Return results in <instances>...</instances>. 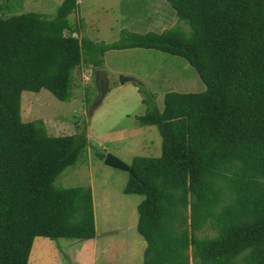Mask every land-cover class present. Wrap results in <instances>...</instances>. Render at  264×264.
I'll return each mask as SVG.
<instances>
[{
    "label": "trees",
    "instance_id": "obj_1",
    "mask_svg": "<svg viewBox=\"0 0 264 264\" xmlns=\"http://www.w3.org/2000/svg\"><path fill=\"white\" fill-rule=\"evenodd\" d=\"M167 1L189 35L176 24L94 41L73 34L77 0H61L54 15L0 13V264H29L36 235L96 232L91 186L54 184L85 155V131L51 134L42 119L23 120L21 92L69 100L75 66L100 67L106 50L130 47L181 55L205 84L166 91L162 108L140 85L148 106L137 121L156 125L162 141L159 155L132 156L123 187L142 195L143 264H190V246L194 264H264V0ZM204 227L213 233L199 236Z\"/></svg>",
    "mask_w": 264,
    "mask_h": 264
},
{
    "label": "rangeland",
    "instance_id": "obj_2",
    "mask_svg": "<svg viewBox=\"0 0 264 264\" xmlns=\"http://www.w3.org/2000/svg\"><path fill=\"white\" fill-rule=\"evenodd\" d=\"M30 2L31 4L25 5L24 0H0V13L14 12L18 11L16 8H22L20 12L35 10L54 15L60 3L58 0ZM67 17L73 26L77 25L79 28L80 33L75 31L73 34L85 35L94 41L115 40L121 34L122 28L141 32L142 29L162 31L177 24L185 35L192 32L186 21L177 19L175 9L167 0H81ZM103 66L109 78H113L107 91L103 82L101 89L95 83L97 67L82 61L73 69L69 100L57 98L47 88L39 91L23 90L20 114L23 120L42 119L51 134H66L77 130H84L88 134L86 135L91 144L87 146L83 158L80 157L74 164L66 166L56 176L54 184L58 187L93 186L96 201L95 233L100 229L101 220V228L106 230L103 234H111V239L103 245L105 248H98L101 251V256L97 257L98 264H127L126 261H130L129 264H141V240L145 239L136 228L135 203L137 197L141 199L142 195L123 191L130 172L108 166L104 157L99 156L101 161L98 157H92L95 155L93 145L98 150H104H99L104 154L113 152L127 164L135 154L159 155L162 141L156 125L140 127L136 121L137 115L143 113L148 106L141 98L145 96V91L140 85L143 84L154 94L155 102L161 107L166 91H199L205 88V84L185 57L156 48L130 47L105 51L100 68ZM121 73H126L132 79L120 85L118 76ZM86 74L88 79L85 78ZM125 127L134 130L139 128L138 133L132 137V143L128 138L107 137L108 132ZM101 144L105 145L104 149ZM94 176L95 180L90 184ZM123 196L130 198V201H124ZM196 233L203 236L212 234L213 230L204 227ZM85 241L82 238L69 237L51 241L43 237L34 238L28 263L88 264L91 258L87 256L89 247ZM188 253L190 264H194L191 246Z\"/></svg>",
    "mask_w": 264,
    "mask_h": 264
},
{
    "label": "crops",
    "instance_id": "obj_3",
    "mask_svg": "<svg viewBox=\"0 0 264 264\" xmlns=\"http://www.w3.org/2000/svg\"><path fill=\"white\" fill-rule=\"evenodd\" d=\"M59 2H61V0H58ZM24 2H25V5L26 4H31V2H30V0H24ZM79 3H81V0H77V5L76 6H78L79 5ZM18 11H16V12H20V10H22V8H16ZM75 9V8H74ZM28 11V10H27ZM35 11V10H34ZM70 14V13H69ZM143 31L142 32H145V31H147L148 29H142ZM135 31V30H134ZM77 33L79 32V30L78 31H76ZM138 32H141V31H138ZM80 33V32H79ZM81 35V34H80ZM108 50H111V49H108ZM108 50H106V52L108 51ZM89 64H91V63H89ZM105 68V66H103V69ZM105 70V74L104 75H101V82H103V81H105L106 83H105V85L107 86L105 89H106V91H107V88H109V86H111L112 85V83H113V79L112 78H109V76H108V73H107V70L106 69H104ZM122 74H126V73H122ZM110 80H112L111 81V83H110ZM129 81V80H128ZM126 82V81H125ZM121 84L120 85H123V82H120ZM105 91V92H106ZM32 93H34V92H32ZM142 98V97H141ZM160 107V106H159ZM163 107V105L160 107V108H162ZM136 121H137V119H136ZM138 122V121H137ZM142 125H140V127H141ZM138 131H139V128H137L136 130H134V129H132V128H130V127H125V128H122V129H118V130H114L113 132H108V135H107V137H109L110 139H113V138H116V139H122V138H128L129 139V142H133V140H132V137H133V135L134 134H136V133H138ZM70 133V132H69ZM72 133V132H71ZM87 134V133H86ZM88 135V134H87ZM89 144H91V143H89ZM93 147H94V149H95V151H94V156H92V157H98V158H100L99 157V155H98V152H101V151H104V150H101V149H99V150H101V151H99L98 149H96L95 148V145H93ZM101 148H105V145L104 144H101ZM89 153H90V151H88ZM111 152V151H110ZM111 153H113V152H111ZM114 154V153H113ZM89 155V154H88ZM99 161H101V158L99 159ZM108 165V164H107ZM108 166H110V165H108ZM110 167H114V166H110ZM117 168V167H116ZM117 169H120V168H117ZM95 180V176L93 177V179L91 178V180H90V184H92V181H94ZM125 184V183H124ZM123 187H124V185H123ZM122 188V187H121ZM91 191H92V198H93V208H94V219H95V221H96V214H95V207H96V201H95V194H94V191H93V186L91 185ZM126 193V192H125ZM126 195H128V194H126ZM124 197V201H130V198L128 199L126 196H123ZM142 198V197H141ZM141 199L139 198V196L137 197V200H136V202L138 203L139 201H140ZM137 203H135L136 204V209H137ZM126 206V205H125ZM127 207V206H126ZM123 208H125L124 207V205H123ZM128 209V208H127ZM126 209V210H127ZM133 209V212H134V207L132 208ZM126 217V216H125ZM137 219H138V212H137V217H136V222H135V224L137 223ZM97 230H98V228H97ZM104 231H106V230H104L103 228H101V220H100V229L98 230V232H97V234L95 233V236L94 237H92V238H88V239H84V240H86L85 242H86V246L87 247H89V251L87 252V256L88 257H90L91 259H89L88 260V264H98L97 263V260H98V255H100V252L101 251H99L98 250V248H105V246H103L104 244H106V241L108 240V239H111V234L110 233H105V234H103V232ZM37 237H43V238H45V239H48V241H51V239L49 238V237H47V236H43V235H36L34 238L36 239ZM33 241H34V239H33ZM146 241V240H145ZM145 241H142L141 240V244L143 243V245L141 246V251L143 252V255H144V249H145V247H146V242ZM92 242H93V244H92ZM98 242V243H97ZM97 243V244H96ZM32 245H33V243H32ZM31 249H32V246H31ZM99 251V252H98ZM101 256V255H100ZM98 257V258H97ZM128 262V263H127ZM126 263L127 264H129V263H131L130 261H126ZM141 264H143V261H142V263Z\"/></svg>",
    "mask_w": 264,
    "mask_h": 264
},
{
    "label": "water",
    "instance_id": "obj_4",
    "mask_svg": "<svg viewBox=\"0 0 264 264\" xmlns=\"http://www.w3.org/2000/svg\"><path fill=\"white\" fill-rule=\"evenodd\" d=\"M104 74H105V70L103 68L97 67L95 69V83L99 89H101V80H102L101 75H104ZM118 78L121 82H125L126 80L132 79L131 76H128L122 73L118 76ZM111 81L112 80H110V83ZM103 159H104V162L108 165H111V166H114L120 169L123 168L131 172V168L129 164L125 163V161H123L122 159H120L118 156H116L115 154L111 152H107L104 155Z\"/></svg>",
    "mask_w": 264,
    "mask_h": 264
},
{
    "label": "built area",
    "instance_id": "obj_5",
    "mask_svg": "<svg viewBox=\"0 0 264 264\" xmlns=\"http://www.w3.org/2000/svg\"><path fill=\"white\" fill-rule=\"evenodd\" d=\"M85 78H86V79H88V78H89V76L86 74V75H85Z\"/></svg>",
    "mask_w": 264,
    "mask_h": 264
},
{
    "label": "flooded vegetation",
    "instance_id": "obj_6",
    "mask_svg": "<svg viewBox=\"0 0 264 264\" xmlns=\"http://www.w3.org/2000/svg\"><path fill=\"white\" fill-rule=\"evenodd\" d=\"M103 83L105 84L106 82H105V81H103Z\"/></svg>",
    "mask_w": 264,
    "mask_h": 264
}]
</instances>
